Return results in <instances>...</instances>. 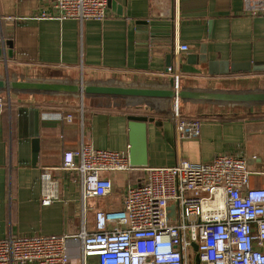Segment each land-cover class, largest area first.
Instances as JSON below:
<instances>
[{
	"label": "crops",
	"instance_id": "obj_1",
	"mask_svg": "<svg viewBox=\"0 0 264 264\" xmlns=\"http://www.w3.org/2000/svg\"><path fill=\"white\" fill-rule=\"evenodd\" d=\"M52 2L0 0V38L13 41V55L0 57V77L8 72L10 78L77 82L87 76L90 82L153 87L174 78L179 87L217 82L228 90L249 81L258 86L249 90H264V15L254 14L246 0H108L103 21L38 17L43 9L53 11ZM182 43L190 50H180ZM57 94L0 90V238L93 230L95 211L120 208L127 187L142 181L147 167L181 158L245 157L251 186L264 187V103H228L209 113L199 105L193 115L184 109L183 115L200 119V135L180 140L166 116L176 105L170 99L88 94L80 96L78 110L63 103L75 98L71 93H60L61 103ZM131 114L146 121L148 164L107 173L112 193L84 198L77 174L61 168L65 152L88 142L129 155ZM35 136L40 150L33 162ZM46 168L58 183L50 204L42 203ZM67 246L69 264H99L97 256L82 261L79 240L70 237Z\"/></svg>",
	"mask_w": 264,
	"mask_h": 264
},
{
	"label": "built area",
	"instance_id": "obj_2",
	"mask_svg": "<svg viewBox=\"0 0 264 264\" xmlns=\"http://www.w3.org/2000/svg\"><path fill=\"white\" fill-rule=\"evenodd\" d=\"M246 5L264 15V0ZM51 6L53 11L43 9L38 17H108V0H53ZM168 71L175 73L170 66ZM169 118L178 139L199 137L200 119L175 107ZM61 168L77 174L84 198L110 195L114 183L107 173L134 169L128 153L88 142L65 152ZM251 173L246 158L235 154L147 167L145 178L127 187L120 208L95 211L93 230L0 238V264H69L70 237L81 242L82 261L97 256L99 264H264V187L251 186ZM42 187L43 204L58 197L49 168Z\"/></svg>",
	"mask_w": 264,
	"mask_h": 264
},
{
	"label": "water",
	"instance_id": "obj_3",
	"mask_svg": "<svg viewBox=\"0 0 264 264\" xmlns=\"http://www.w3.org/2000/svg\"><path fill=\"white\" fill-rule=\"evenodd\" d=\"M4 46H9L4 50ZM13 41L0 38V57L12 56ZM0 90L8 93L11 91H31V92H58L71 93L84 96L88 94L96 95H117L124 97H137L147 99H170L179 105L183 101H203L221 103H264V90H217L179 87L178 82L172 78L169 86H136L131 84H105L98 82H77L47 81L24 78H10L8 72L0 77ZM131 149L129 152L130 163L132 165L145 166L148 164L145 152V131L146 121L143 116L129 115ZM33 162H36L40 150V138H32Z\"/></svg>",
	"mask_w": 264,
	"mask_h": 264
},
{
	"label": "rangeland",
	"instance_id": "obj_4",
	"mask_svg": "<svg viewBox=\"0 0 264 264\" xmlns=\"http://www.w3.org/2000/svg\"><path fill=\"white\" fill-rule=\"evenodd\" d=\"M68 79H70V78H68ZM79 80H82L84 82H90V81H88L87 76H79L77 81H79ZM248 82L249 81L243 82L244 84H247V85H243V86L240 85L239 88L232 89V90H234V91H245V90H247L248 91L249 89H252V88L253 89L258 88V86L256 87V84H248ZM203 85H204V87H202ZM198 86L199 87H202V89L228 90V88H226L227 85H222V86L221 85H217V82L214 85L209 82V84H202V85H198ZM70 95L72 97H75V98L67 97V98H69V100L68 101H65L63 103H67V105L73 104L74 107H76L78 110H80V108H82V106H83V103H82L83 102V99L81 98L82 96L80 97L78 94H70ZM55 96L56 97L54 99L57 100V101H60L59 103H61L62 101H64V99H63V97H62V95L60 93L57 94V95H55ZM188 102L189 101H183L182 103H180V108H181V109L179 108L180 113H183L185 110H188L193 115V112L197 110V108H198L199 105L202 106V110L204 112H208V113L211 112V111L218 110V108H221L222 106L228 107V106H226L228 103H221V102H200L197 105H193V107H190L189 108V106L186 107V104H189ZM125 104L126 103H124V107H126ZM172 106H173L172 107V110L168 114H166V116H167L168 119H170L169 117H171L172 112H173L174 107H175L174 105H172ZM195 117L196 116L191 117V118H195Z\"/></svg>",
	"mask_w": 264,
	"mask_h": 264
},
{
	"label": "bare ground",
	"instance_id": "obj_5",
	"mask_svg": "<svg viewBox=\"0 0 264 264\" xmlns=\"http://www.w3.org/2000/svg\"><path fill=\"white\" fill-rule=\"evenodd\" d=\"M175 103H176V105H175V109H176V108H179L178 103H177L176 101H175Z\"/></svg>",
	"mask_w": 264,
	"mask_h": 264
}]
</instances>
